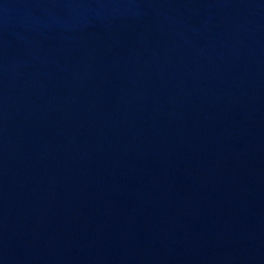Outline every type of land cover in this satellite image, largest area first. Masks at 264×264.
<instances>
[{
	"label": "water",
	"instance_id": "water-1",
	"mask_svg": "<svg viewBox=\"0 0 264 264\" xmlns=\"http://www.w3.org/2000/svg\"><path fill=\"white\" fill-rule=\"evenodd\" d=\"M0 264H264V0H0Z\"/></svg>",
	"mask_w": 264,
	"mask_h": 264
}]
</instances>
